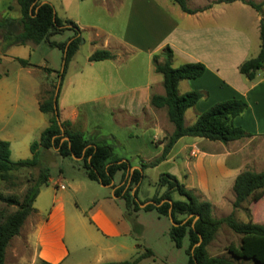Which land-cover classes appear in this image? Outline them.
<instances>
[{
    "label": "crops",
    "instance_id": "crops-1",
    "mask_svg": "<svg viewBox=\"0 0 264 264\" xmlns=\"http://www.w3.org/2000/svg\"><path fill=\"white\" fill-rule=\"evenodd\" d=\"M47 1L53 4L60 18L71 19L81 32V43L60 85L57 107L59 118L69 121L70 127L81 132L88 141L111 145L114 155L128 160L134 168L160 156L174 129L165 108L150 104L153 94H164L162 75L155 72L152 58L165 45L172 48V66L199 61L206 67L200 77L178 83L179 93L197 90L203 94L185 111V125L192 124L211 104L238 97L246 101L247 108L233 119V123L251 136L227 144L264 138L261 133L264 131L258 127V118L264 119V68L252 80L238 70L244 60L256 56L260 49V14L249 5L236 0L212 3L203 8L214 1L211 0L205 5L202 2L188 5L200 10L186 13L172 0H97L99 6L95 5V0ZM8 5H13L8 14L18 17L15 0H0V14L6 12ZM95 6L104 13L99 19L93 17ZM261 14L264 18V7ZM37 44L28 41L11 46L0 61V139L9 142L13 161L31 156L30 149L28 155L26 150L31 134L40 135L48 125L47 113L42 112L46 118L41 116L40 120L37 116L33 121L29 107L35 103L40 111L39 102L48 98L56 72L53 69L47 72L45 82L32 83L29 75L33 72V64L21 66L16 60L30 58ZM98 49H107L114 56L89 60V55ZM9 63H16L18 68L14 73L5 69V64ZM187 116L189 124L185 123ZM247 117L252 119L255 128L247 127ZM17 120L20 125L12 130L7 128L6 124ZM14 145L16 157H13ZM208 146L201 137L182 136L165 159L147 168L169 164V170H173L180 161L194 180L188 189L196 188L202 199L213 203L211 192L224 185L232 187L242 168L241 161L229 158L233 151L224 146L218 151L217 163L210 161L207 168H203V158L210 152ZM40 156L49 167L50 177L33 202L34 211L7 245L5 264H38L40 260L52 264H99L102 260L97 258L91 263V255L84 257L81 250L92 245L98 253L127 249L121 241L115 245L104 243L103 237L134 236L129 216L135 217V212L127 216L121 199L107 197L105 191L112 190L88 179L79 160L61 157L53 149L41 150ZM61 158H67L68 162L59 161ZM49 162L57 165L54 172ZM115 177L119 182L120 172ZM253 201L264 202V189L251 194L249 204ZM12 240L17 247L10 252ZM70 242H75V261L69 260Z\"/></svg>",
    "mask_w": 264,
    "mask_h": 264
},
{
    "label": "trees",
    "instance_id": "trees-1",
    "mask_svg": "<svg viewBox=\"0 0 264 264\" xmlns=\"http://www.w3.org/2000/svg\"><path fill=\"white\" fill-rule=\"evenodd\" d=\"M183 12L195 13L200 9L190 8L187 0H172ZM236 0H214L212 3L233 2ZM260 14L259 38L260 49L256 56L244 60L238 70L248 80L255 78L257 72L264 68V18L261 14L264 0H239ZM19 10V16L8 14L13 5H8L6 12L0 14V61L6 50L15 45H23L28 41L39 43L47 41L52 47L58 48L62 53V69L55 71L58 81L55 82L47 99L39 102L41 112L47 113L48 125L41 131L37 140L30 144L31 156L25 159L13 161L10 159V147L7 140L0 139V179L6 180L11 172L26 168L36 169L32 185L25 192L22 200L14 196H6L0 193V201L17 206L16 210L5 216L0 222V264H5L4 256L10 240L19 233L26 218L34 211L33 202L42 186L46 185L50 177L49 167L41 160V150L53 149L61 157H71L79 160L88 179L109 187L112 196L123 201L125 214L132 215L139 210H155L159 215L165 216L169 221V210L172 217L170 225V237L176 247H181L185 237L188 239L186 250L187 261L185 264H237L236 259L252 261L256 264H264V225L251 221H239L234 217V210L241 208L244 202L249 201L253 192L264 189V169L254 171L241 170L235 177L232 190L234 200L232 211L226 216L214 217L211 203L200 200L199 197L179 182L175 175L162 173L158 183L165 187L162 193H155L151 198L140 200L138 189L144 178V169L154 167L166 158L171 147L182 136L201 137L211 141L227 143L250 137L242 127L233 123V119L242 114L247 108L244 99L232 97L211 104L206 110L199 113L196 120L190 124H184L185 111L194 106L203 96L200 91L191 90L179 93L180 80L195 79L203 75L206 70L202 62H186L177 67L172 66L173 51L169 45H165L161 51L153 55L154 70L162 75L164 94H153L150 104L156 108H165L168 120L173 124V132L169 135L162 153L159 157L149 162H142L138 168H131L128 160L116 157L111 145L106 143H92L84 138L83 134L70 127V122L59 118L58 107H53L54 91L57 83L59 89L66 72L67 66L75 54L82 40L78 25L71 19L60 18L51 2L47 0H15ZM72 31L63 42L51 41L50 36ZM114 55L107 49H98L88 57L91 61L110 59ZM162 60L159 61V58ZM21 66L31 65L26 59L16 58ZM50 72L52 69L43 68ZM1 77V74H0ZM59 90L57 93L58 98ZM56 98V103H57ZM59 119H58V118ZM120 172L118 184L114 183V176ZM176 192L183 199H174L172 193ZM148 202L141 207L140 204ZM249 212L248 208H246ZM177 215H182L178 218ZM222 224L229 227L234 233L240 235V243H230L227 251L232 258L225 256H210L206 251V245L213 240L215 233ZM153 255L150 249L130 259L119 261H106L99 264H138L139 261ZM38 264H52L40 260Z\"/></svg>",
    "mask_w": 264,
    "mask_h": 264
},
{
    "label": "rangeland",
    "instance_id": "rangeland-1",
    "mask_svg": "<svg viewBox=\"0 0 264 264\" xmlns=\"http://www.w3.org/2000/svg\"><path fill=\"white\" fill-rule=\"evenodd\" d=\"M211 0H187L189 6L197 5L199 2L201 4H207ZM259 1V0H254ZM95 5L98 3L95 0ZM99 6V5H96ZM93 8V17L100 18L104 15L103 10L98 7ZM230 10L226 11L229 12ZM123 19V18H121ZM122 21V20H120ZM71 35L70 31H65L62 34H55L49 37V39H54L56 41H65L68 36ZM84 48V47H83ZM33 68V72L29 75L32 79V83H42L45 80H48L46 77L47 71L43 69V67H48L53 69L54 71H58L62 69V53L56 48L52 47L48 44L47 41L42 40L39 44L33 46L31 57L27 59ZM16 63L5 64V69H9L14 73V69L17 70ZM2 69V68H1ZM242 80H245V77L240 74ZM53 81L57 82L58 78H53ZM53 89V88H52ZM22 98V96H21ZM35 104V103H34ZM28 105L30 108L29 115L32 117L33 121H36L37 116L40 117V120L46 118V115L40 112L35 105ZM21 106V105H20ZM22 113L21 111H18ZM245 112V111H244ZM243 114V113H242ZM189 116H187L186 124L190 122ZM258 127L264 131V119L258 118ZM247 127L255 128V124H253L252 119L247 117ZM7 128L14 129L18 125H20L19 120L16 122H12L6 124ZM264 133V132H261ZM19 136L21 135L18 133ZM31 140L26 146L27 155L29 152L30 144L39 138L40 135L35 136V134H31ZM204 139V138H203ZM207 142L208 146V154L203 158L202 167H206L210 161H213L215 164L217 163V158L220 155L218 151L222 150V146L227 148L229 151H233V156L229 157L231 160H239L241 161L240 167L243 169H250L254 171H261L264 169V145H263V137L255 138L253 140H245L241 144L230 143H222L220 141H211L208 139H204ZM17 142H20L17 139ZM213 144V145H212ZM20 147V146H19ZM13 157H16V147L13 146ZM220 149V150H219ZM224 151V150H223ZM221 152V151H220ZM28 157V156H27ZM59 161L65 160L63 162H68L67 158L58 159ZM76 164L78 161H76ZM50 168L54 172L55 165L54 162H49ZM183 164L179 161L173 170H169L171 167L169 164H163L155 168H147L144 170V178L138 189V198L140 200H145L151 198L155 193H162L165 187H160L158 180L162 173H174L179 181L184 182L186 188H188L192 183H194L193 177L186 170L183 169ZM81 166V165H79ZM170 171V172H168ZM194 171V170H193ZM36 169H24L18 170L10 173V177L6 180L0 179V193L6 196H14L16 199L22 200L25 195V192L32 185L34 177L36 175ZM203 174V172H202ZM195 176V175H194ZM185 178L184 180H182ZM198 178L196 175V180L198 182ZM115 183H118L117 177L114 178ZM226 184V183H225ZM193 192L199 197L200 200L202 197L198 194V190L192 189ZM105 195L107 197H113L112 192L109 190L105 191ZM212 202V215L214 217H222L226 216L232 211V202L234 200V193L232 187L227 188L226 185L217 188L216 190L211 192ZM172 197L174 199H183L182 196L178 195L176 192L172 193ZM122 201V200H121ZM207 201V200H206ZM123 202V201H122ZM247 207H249L251 214L247 211ZM17 206L6 204L3 201H0V222H2L6 215L15 211ZM264 202L263 201H254L249 204V201L244 202L241 205V208L234 210V217L239 221H251L257 222L264 225ZM134 216H129L132 224H133V233L134 236H126L117 239H108L103 237L104 243L109 244H118L125 243L127 249H121L118 251L111 250H101L98 253L95 246L85 247L81 250V253L84 257L91 255V263L95 259L102 260L101 262L106 261H118L130 259L132 257L137 256L139 253H143L145 249H150L153 252V255L146 256L142 258L138 264H185L187 261L186 250L188 248V239L184 238L183 244L181 247H176L174 241L171 239L169 231H170V221L162 215H159L155 210H139L134 213ZM178 218H182V215H177ZM138 223L140 225H138ZM232 243L234 245H238L240 243V235L234 233L229 227L225 224H222L220 228L215 233L213 240H211L206 245V251L210 256H225L227 258H232V255L227 251V246ZM10 252H12L13 248L17 247L15 241H11ZM71 246V256L69 260L73 258L75 261L77 250L73 246L75 242H70ZM105 246V245H103ZM106 247V246H105ZM7 259L9 261L12 260L11 255H8ZM100 262V263H101ZM237 264H256L252 261L247 260H239L236 259Z\"/></svg>",
    "mask_w": 264,
    "mask_h": 264
},
{
    "label": "water",
    "instance_id": "water-1",
    "mask_svg": "<svg viewBox=\"0 0 264 264\" xmlns=\"http://www.w3.org/2000/svg\"><path fill=\"white\" fill-rule=\"evenodd\" d=\"M58 90H59V83H57L56 85V88H55V91H54V97H53V107L56 108L57 107V103H56V98H57V93H58ZM58 118V117H57ZM59 119V118H58ZM134 167H131L130 169L127 170V173L129 171H132ZM148 202H151V201H146L144 202L143 204H140L141 207L145 206ZM169 219H170V222H172V217H171V213H170V210H169Z\"/></svg>",
    "mask_w": 264,
    "mask_h": 264
}]
</instances>
